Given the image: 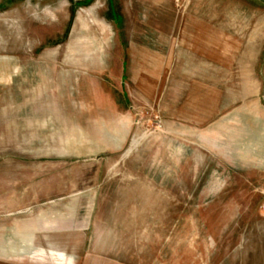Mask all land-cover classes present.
Returning a JSON list of instances; mask_svg holds the SVG:
<instances>
[{
    "label": "rangeland",
    "instance_id": "rangeland-1",
    "mask_svg": "<svg viewBox=\"0 0 264 264\" xmlns=\"http://www.w3.org/2000/svg\"><path fill=\"white\" fill-rule=\"evenodd\" d=\"M0 264H264V0H0Z\"/></svg>",
    "mask_w": 264,
    "mask_h": 264
},
{
    "label": "trees",
    "instance_id": "trees-1",
    "mask_svg": "<svg viewBox=\"0 0 264 264\" xmlns=\"http://www.w3.org/2000/svg\"><path fill=\"white\" fill-rule=\"evenodd\" d=\"M112 1H113V0H112ZM112 13H113V15H114V17H115V20L118 21V22L120 23V22H121V17H120V15L118 14V12H117V10H116L115 7H113V9H112Z\"/></svg>",
    "mask_w": 264,
    "mask_h": 264
}]
</instances>
